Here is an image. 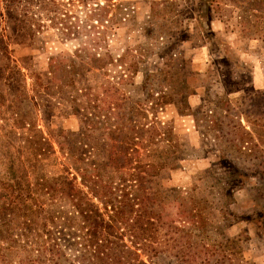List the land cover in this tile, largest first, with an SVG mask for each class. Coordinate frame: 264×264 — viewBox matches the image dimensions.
I'll return each instance as SVG.
<instances>
[{
    "label": "rangeland",
    "instance_id": "obj_1",
    "mask_svg": "<svg viewBox=\"0 0 264 264\" xmlns=\"http://www.w3.org/2000/svg\"><path fill=\"white\" fill-rule=\"evenodd\" d=\"M130 167L149 216L264 264V0H0V220L62 246L65 184Z\"/></svg>",
    "mask_w": 264,
    "mask_h": 264
},
{
    "label": "trees",
    "instance_id": "obj_2",
    "mask_svg": "<svg viewBox=\"0 0 264 264\" xmlns=\"http://www.w3.org/2000/svg\"><path fill=\"white\" fill-rule=\"evenodd\" d=\"M131 161L125 162L130 165ZM137 168L130 167L133 172L122 173L113 185L102 182L93 168L80 174V186L65 184L69 188L62 194L70 197L75 221L63 222L62 230L69 234L63 233L62 246L51 237L50 230L37 231L33 239H28L13 234L11 222L0 220V264H11V256L21 257L15 264H155L156 260L167 264H221L220 258L210 260L207 248L186 233L189 220L179 216L174 226L146 213L137 192L149 182L142 171L135 172ZM104 189L108 209L100 213L88 195L99 197ZM120 190L121 195H117ZM9 212L11 209L0 207V216Z\"/></svg>",
    "mask_w": 264,
    "mask_h": 264
}]
</instances>
